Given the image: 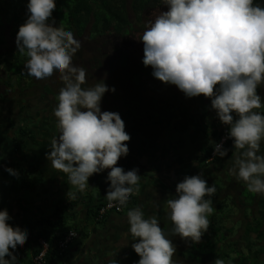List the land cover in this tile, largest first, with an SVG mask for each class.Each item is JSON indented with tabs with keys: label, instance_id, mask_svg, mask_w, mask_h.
I'll use <instances>...</instances> for the list:
<instances>
[{
	"label": "clouds",
	"instance_id": "1",
	"mask_svg": "<svg viewBox=\"0 0 264 264\" xmlns=\"http://www.w3.org/2000/svg\"><path fill=\"white\" fill-rule=\"evenodd\" d=\"M167 7L148 21L138 39L143 44L142 64L151 76L174 85L186 98L203 95L210 100L216 118L227 126L226 138L235 150L229 175L242 181L246 190L264 196V114L257 94L264 84V5L254 0H162ZM54 0H27V16L15 37L17 52L27 57L22 74L36 80L58 74L62 87L52 110L58 134L50 141L46 159L66 175L75 198L88 187L94 173L107 172L105 199L120 208L139 190L137 170L115 166L126 156L130 137L118 113L101 111L105 92H114L103 80L90 87L85 70L72 64L80 47L71 31L48 23ZM235 114V119L233 118ZM227 149L215 143L213 155L224 157ZM5 172L15 177L9 167ZM216 187L207 186L200 174L187 176L175 185V195L165 201L171 222L166 234L155 215L145 217L141 207L126 212L135 264H176V249L168 238L197 243L209 226ZM6 209H0V264H16L10 254L23 246L27 232L9 224ZM7 257V259H6ZM107 264H116L109 259ZM215 264H224L220 259Z\"/></svg>",
	"mask_w": 264,
	"mask_h": 264
},
{
	"label": "trees",
	"instance_id": "2",
	"mask_svg": "<svg viewBox=\"0 0 264 264\" xmlns=\"http://www.w3.org/2000/svg\"><path fill=\"white\" fill-rule=\"evenodd\" d=\"M54 2L55 8L48 23H52L53 27H60L65 31H71L74 39L80 38L84 31H87V40L101 41V46H103V41L124 40L130 32L134 31L132 22L128 16V9L131 10L136 21H140L145 13L154 11L155 9L167 10V7L162 4V0H131L129 4L127 0H54ZM254 2L264 5V0H254ZM26 4L27 0H0V49L7 43L8 38L13 39L16 37L18 27L24 23L27 16ZM5 27H8L7 32H4ZM112 50L115 52L114 54L118 55L113 63L115 67L114 71H118L119 74L115 81L125 93V96L122 99H118V101L122 102L124 100V103L113 107L109 101H113L112 96L116 92L109 93L106 91L100 101L102 112H115L119 114L122 121L123 119L128 120L133 115L135 116V113L139 110L137 108L141 107L143 109L145 107L144 101L149 100L150 105L154 107L157 100L168 97V90L174 85H169V88L163 90L160 84L163 86L165 83L161 81L159 83V80L151 76V67H145L142 64V59L131 60L121 55L115 48H112ZM15 51H17L16 46L9 48L7 51L0 52V74L3 73L5 76L3 84L6 87L0 92V96L5 95L8 97V92L10 91L12 94L18 93L17 98H14L15 96L11 97L13 103L10 110L6 109L4 111L1 108V113L3 111L7 113V110H9L10 116L2 118L0 113V137L3 135L6 138L7 133L3 134L2 129L4 131L5 129L13 131L7 137L13 143V150L9 148L7 153H12L13 151L16 155L15 157H18L15 158L17 161L14 165L17 166L16 173L19 175V172L25 171L27 168L29 170L39 169L36 164L34 167L28 166L26 168L28 160L25 159L24 139L27 137H30V139L34 138V130L31 128L32 124H37L49 116L56 104L55 97L60 88L59 86L53 87L48 83L37 85L32 77L22 74L26 57L17 55ZM92 54V57L88 60L91 66L90 70H98L102 67L103 63L111 61L108 58V62H104V53H100L99 50H96ZM125 75L128 80H131V77L134 75L136 79L144 82L147 81L148 83L152 82L151 85L155 86L154 89L146 90L151 91L150 93L144 94L143 92L142 95L140 92L137 93L140 96V99H138L143 104L130 105L129 102L132 95L128 88L131 86L128 83H121L120 81L121 76L125 77ZM98 81L100 80H94L92 84H87L85 81L82 87H90ZM103 82L113 88V82ZM129 83L132 82L130 81ZM61 86L62 84H60ZM257 93L264 99V84L258 86ZM37 96L43 102L39 105L41 107L38 106L36 100L37 105L35 103L32 107L30 106L31 108H27L25 100L30 97L36 99ZM136 101L139 102L138 100ZM14 110L17 112L15 113ZM50 120L52 121L51 124L55 125V118L54 120ZM218 133L215 142L207 149L205 154V159H210V162L217 157V155H212V152L218 140ZM1 141L2 138H0ZM228 144L229 142L225 143L222 147L225 148ZM216 179H219L224 194L217 199L214 197V203L211 205L213 211L208 216L210 219L207 230L201 235L200 241L197 243L181 240L178 236H171L170 239L176 249L172 259L176 261V264H215L216 259L222 260L224 264H264V196L249 193L246 187L242 190H237L233 186L234 184L226 182L223 177ZM92 184L94 186L98 185L97 178H95ZM30 186L32 187L33 184H24L23 182L20 188L23 189ZM227 195L233 202L231 206L235 210L233 212L234 215H229L230 211L223 212L221 216L224 218L218 222L215 220L219 212L218 206L220 203L218 201H222ZM134 197L135 194L129 198L124 207H128ZM71 200L65 205H58L54 216L38 220L37 229L32 237V247L27 244L26 240L23 246L18 247L15 252H11L10 250V254L17 260L16 264H32V259L41 251V246L38 244L39 240L47 244V250L43 259L44 264H61L68 247L79 240L82 235V227L80 229V226L72 222L75 217L69 218L67 215L68 211L74 210L77 205L82 203V193L77 192L76 197L74 199L71 198ZM106 202V199L103 201L99 200L97 205L91 210L89 209L90 214L87 218L90 217L91 225L100 223L108 213H113L108 212L102 218L97 216L98 208ZM226 223H229L228 227H225ZM69 233H73L74 236H72L64 249L60 248L58 244ZM135 262H132V264H135Z\"/></svg>",
	"mask_w": 264,
	"mask_h": 264
},
{
	"label": "crops",
	"instance_id": "3",
	"mask_svg": "<svg viewBox=\"0 0 264 264\" xmlns=\"http://www.w3.org/2000/svg\"><path fill=\"white\" fill-rule=\"evenodd\" d=\"M181 94L173 86L168 90V97L157 100L156 106L147 108L145 112L137 110L133 120L123 119L124 130L130 137L124 142L128 152L126 156L118 158L115 166L124 171L136 169L140 176L139 190L120 214L108 213L100 223L91 225L87 218L89 209L97 205L99 200H105L108 188L106 176L110 169L90 176L87 181L89 185L82 193V203L67 213L69 218L75 217L72 222L80 229L82 227V235L68 247L61 264H107L109 259L115 260L116 264L137 261L139 257L131 248V244L136 241L131 240L127 231V210L139 206L145 217L155 215L159 226L168 234L171 222L166 217L165 201L175 195V185L185 175L200 174L206 182L223 177L226 182L234 184L237 190L246 187L228 173L235 152L232 142L225 147L227 153L224 157L217 155L211 162L205 159L206 151L215 142L218 130L227 127L216 118L214 110L210 108V100L203 95L186 98ZM254 111L264 114V99L261 108ZM233 118H236L235 114ZM47 123V120H41L32 124L34 138L24 139L25 159L36 164L42 174L41 179H37V182L27 181L24 179L26 170L19 172L24 184H33L19 191L8 189L13 186L14 178L18 175L13 177L4 171L5 167L14 170L16 155L13 151L7 153L11 146L7 137L13 131L2 129L3 134H7L6 138L3 135L0 137V209L7 210L10 226L27 232V244L31 247L38 220L54 216L58 205L72 201L66 193L75 191L68 185L66 175L55 170L46 159L50 141L57 135ZM258 154H264V141ZM95 178L96 186L92 184Z\"/></svg>",
	"mask_w": 264,
	"mask_h": 264
},
{
	"label": "rangeland",
	"instance_id": "4",
	"mask_svg": "<svg viewBox=\"0 0 264 264\" xmlns=\"http://www.w3.org/2000/svg\"><path fill=\"white\" fill-rule=\"evenodd\" d=\"M131 2V0H127V3L129 4ZM160 11H163L162 9H155L154 11H150L148 13H145L140 21H136L135 16L133 15V13L131 12L130 9H128V16L130 21L132 22V26L134 31L130 32V34L124 39H116L113 42L108 41H103V46H101V41L97 40H91L88 41L87 40V31H84L83 35L80 38H75L76 40L79 41L80 47L77 50V52L73 55L72 57V64L74 66L77 67H82L85 70V81L87 84H92L94 83V80H103V81H111L114 84H112V87L115 89L116 94L113 97V101H109V103H111V105L113 107H115L116 105H120L124 103V100L121 102L120 100L118 101V99H122L125 95L124 90H121V87H119L118 84H116L115 79H117L116 77L119 75L118 71H114L115 67L113 65L114 60L118 57L117 54H114L115 52H113L112 48H115L116 50L119 51V53L121 55H124L126 57H128V59H136V60H141L143 57V44L142 42H140L138 39L140 38V35L142 34V32L144 31V26L145 24L150 21L153 20L155 18L156 15L159 14ZM88 26V25H87ZM8 27H5L4 32H7ZM99 40V39H98ZM15 38H8L7 39V43L0 49V52H4L7 51L9 48H13L15 47ZM113 46V47H112ZM96 50H99L100 53H104L103 54V58H104V62H108V58H110L111 61H109L108 63H103L102 67L98 70H90V63H89V59L92 57V53L96 52ZM17 55L24 57V55L20 54L19 52L15 51ZM26 57V56H25ZM27 59V57H26ZM109 64V65H108ZM126 75L121 76L120 81L121 83H128V85H130L131 87L128 88V90L131 92L132 98L130 99V105L132 106H136L135 104H143L142 102H140V96H138L137 93L140 92V94L142 95L143 92L145 93H150L151 89H154L155 86H152L151 83L152 82H144L141 80L136 79V76L133 75V77H131V80L126 79ZM32 79L36 82L35 84L40 85L42 83H48L50 85H52L53 87L55 86H59L60 88V84H62V82L59 79L58 74H53V76H51L50 78L47 79H43V80H36L34 77H32ZM5 80V76L3 75V73L0 74V92H2L6 87L4 86L3 82ZM132 83H129V82ZM61 82V83H60ZM160 83V81H159ZM63 86V85H62ZM61 86V87H62ZM108 88H111L109 85H106ZM160 87L163 88V90H166L167 88H169V84H164L163 86ZM147 89H149L148 91H146ZM122 91V92H121ZM112 93V92H109ZM16 94V95H15ZM39 95V93H38ZM113 95V94H112ZM15 96V97H14ZM181 96H184L183 94H181ZM17 98L18 97V93L15 92L12 94V92H8V97L5 95L0 96V111L1 108L4 109V111L6 109H11L12 106V98ZM39 96H37V98H27V100H25V103H27V108L28 107H32V105H34L36 103H38V106L41 105L43 102L40 101L38 99ZM185 97V96H184ZM50 98V97H47ZM139 98V99H138ZM45 99V98H44ZM117 99V101H116ZM136 100H138L139 102H137ZM145 100V99H144ZM118 102V103H117ZM37 103L35 105H37ZM143 106V105H142ZM144 106L143 109L141 107H139V105H137V109L142 110L143 112H145L147 110V108H151L152 106L150 105L149 100L144 101ZM30 107V108H31ZM41 107V106H39ZM9 110H7V113H5L4 111L1 113L2 118H6V116H10ZM148 111V110H147ZM12 112V111H10ZM14 112L16 113L17 111L14 110ZM14 113V114H15ZM137 113V112H136ZM0 116V117H1ZM134 116V115H133ZM132 116V120L135 119V116ZM42 117V116H41ZM45 118V117H44ZM54 120V116L52 115V112L49 114V116L47 118H45V120H47V124L49 128H52V131L55 133H57V129L55 127L54 124H51L52 121L50 120ZM10 144L13 147V143L10 140ZM11 146H9V148H11ZM18 158V157H16ZM17 161V159L15 160V162ZM34 167L35 165L31 162V161H27L26 162V168L27 167ZM14 170H17V166L14 165ZM26 177L24 178L25 180H31L32 182L36 181L37 179H41L40 176H42L41 172H39L36 169H26ZM39 173V176H38ZM98 177V176H97ZM22 179V180H21ZM23 184V177L20 176V174L18 175V177L14 178V183L13 186L8 187L9 190L14 191H19L20 186H22ZM214 184L216 187V192L215 194L211 197L212 203H214V200L217 199L218 197H220L221 195L224 194V190L222 191V186L219 183V179H214L211 182H206L207 186H210ZM0 189H1V185H0ZM215 197V199H214ZM229 196L227 195L222 201H218L219 206H218V215L217 217H215V220L220 222L221 220H223V216H221L224 213H226L227 211H230L229 215L233 216L234 215V209L232 208L231 204L233 203L229 198ZM233 210V211H232ZM208 219H210V217H208ZM88 220L90 221V217L88 218ZM220 224V223H219ZM229 223L225 224V227H228ZM99 227V226H98ZM170 239V238H169Z\"/></svg>",
	"mask_w": 264,
	"mask_h": 264
},
{
	"label": "built area",
	"instance_id": "5",
	"mask_svg": "<svg viewBox=\"0 0 264 264\" xmlns=\"http://www.w3.org/2000/svg\"><path fill=\"white\" fill-rule=\"evenodd\" d=\"M226 131H227V127H223L219 129V133H218V140L216 143H221L222 146L227 143V142H232L231 139L226 138ZM213 155V152H212ZM134 195V194H133ZM133 195H130L129 198ZM128 198V200H129ZM108 202H106L103 206L99 207L97 210V216L99 218H102V216L108 212H113V213H121L123 210V207L118 208L115 203H113L112 207H108ZM73 233H69L65 239L63 241H61L58 246L60 248H65L66 244L70 241V239L72 238ZM38 244L41 246V251L39 254H37L33 259H32V264H44V256L47 250V244L42 241L39 240Z\"/></svg>",
	"mask_w": 264,
	"mask_h": 264
}]
</instances>
